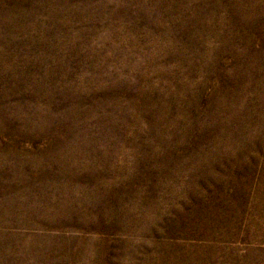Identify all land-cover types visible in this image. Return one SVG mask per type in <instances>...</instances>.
<instances>
[{
	"label": "rangeland",
	"instance_id": "374dc122",
	"mask_svg": "<svg viewBox=\"0 0 264 264\" xmlns=\"http://www.w3.org/2000/svg\"><path fill=\"white\" fill-rule=\"evenodd\" d=\"M0 264H264V0H0Z\"/></svg>",
	"mask_w": 264,
	"mask_h": 264
}]
</instances>
